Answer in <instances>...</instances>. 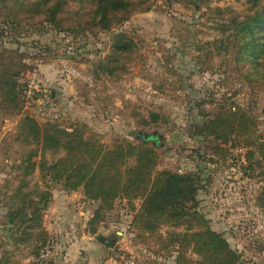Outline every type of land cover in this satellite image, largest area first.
I'll return each mask as SVG.
<instances>
[{
  "label": "rangeland",
  "instance_id": "rangeland-1",
  "mask_svg": "<svg viewBox=\"0 0 264 264\" xmlns=\"http://www.w3.org/2000/svg\"><path fill=\"white\" fill-rule=\"evenodd\" d=\"M249 6L248 0H155L151 9L102 29L85 25L87 15L74 13L84 8L69 0L63 14L67 26H76L73 32L40 19L22 18L14 25L0 8V54L6 53L0 61L25 63L18 67L21 87L27 91L33 79L38 85L32 96L25 92L18 115L0 97V264H94L96 250L86 244L98 241L99 232L117 238L114 246L98 241L100 264H122L124 254L135 256V264H179L178 246L165 240L184 227L163 225L153 234L134 228L142 199L119 198L96 217L101 201L88 198L84 188L78 190L86 198L57 203L78 190H66L39 170L23 182L20 163L34 145L25 142L21 130L26 115L42 125L80 127L108 147L122 140L139 144L142 134H158L157 168L200 176L199 209L243 264H264V80L237 63L223 25L243 19ZM12 50L20 52L15 59ZM222 108L243 111L253 123L255 146L246 147L237 133L229 141L199 134L196 125ZM62 155L54 149L45 153L50 162ZM43 192L49 195L42 210L48 242L40 247L39 228L28 227L33 221L21 216ZM54 212L60 217L54 219ZM46 220L50 226L57 220L60 235ZM199 259L188 247L181 263Z\"/></svg>",
  "mask_w": 264,
  "mask_h": 264
},
{
  "label": "trees",
  "instance_id": "trees-1",
  "mask_svg": "<svg viewBox=\"0 0 264 264\" xmlns=\"http://www.w3.org/2000/svg\"><path fill=\"white\" fill-rule=\"evenodd\" d=\"M83 11L74 13L87 15L85 25L113 29L128 20L135 11L151 9L155 0H76ZM249 9L243 19L237 17L231 24H223L229 31L227 49L232 48L238 64L245 63L243 69L248 75L255 74L264 80V0H248ZM69 0H0L7 14L8 22L20 24L22 18L42 20L60 30L75 31L76 26H67L63 12ZM82 24V22H80ZM233 25V26H232ZM231 29V31H230ZM1 33H4L1 30ZM225 42V41H223ZM128 46V44H126ZM5 49V52H8ZM15 59L20 52L12 50ZM6 53L0 54L1 56ZM12 61H14L12 59ZM25 63L20 60L4 64L0 61V97L13 114H20L25 102L26 88L21 87L18 67ZM17 68H14V67ZM252 73V74H251ZM21 130L25 132V142L34 144L20 165L22 180L39 170L42 176L54 183H61L66 190L84 188L88 198L100 200L101 210H110L117 199H142L132 226L148 233L158 232L163 225L184 227V231H172L166 244L177 245L179 264L188 247L199 255L196 264H243L230 242L211 225V220L199 209L198 194L201 178L196 173H180L170 169H158V134H142L139 144L122 140L108 147L94 133H86L80 127L72 128L47 122L42 125L34 118L25 116L21 120ZM199 134L214 135V139L229 141L237 133L248 148L255 146L253 123L241 109L222 108L212 114L203 124L196 125ZM155 140L154 145L147 143ZM48 149L63 151L64 155L49 161L45 157ZM253 150L247 153L252 162ZM41 200L21 219L33 221L31 229L39 228L37 246L48 242V231L43 223L42 210L49 195L43 192ZM20 211V210H19ZM12 221L15 220L13 217ZM94 232H96L94 230ZM165 244V246H167Z\"/></svg>",
  "mask_w": 264,
  "mask_h": 264
},
{
  "label": "crops",
  "instance_id": "crops-1",
  "mask_svg": "<svg viewBox=\"0 0 264 264\" xmlns=\"http://www.w3.org/2000/svg\"><path fill=\"white\" fill-rule=\"evenodd\" d=\"M66 193H67L66 195H62L64 198L60 197L62 199H57V203H60L61 201H64V203H69L70 200L67 201V200H65V198L69 199V198H74V197L76 198V197H81V196L86 198V196H85V194L83 193L82 190L73 191L71 193L70 192H66ZM61 213L65 214V213H67V210L66 209H62ZM61 213L54 212L53 213V218L57 219L58 217H60ZM54 221H55V224H51V226H50V223H48L47 220L45 221V224L48 225L47 227L50 229V231H52L53 233H55L58 236V235H60V232H59L60 231V226H57V220H54ZM86 245H87L86 247H87L88 250H92V249L96 250V253L91 255L92 262L94 264H100L102 262L101 261V256L103 254V246H102V244L100 242H98V241H95V242H88ZM134 258H135V256H134Z\"/></svg>",
  "mask_w": 264,
  "mask_h": 264
},
{
  "label": "built area",
  "instance_id": "built-area-1",
  "mask_svg": "<svg viewBox=\"0 0 264 264\" xmlns=\"http://www.w3.org/2000/svg\"><path fill=\"white\" fill-rule=\"evenodd\" d=\"M37 87H38V85H37L36 80L35 79L31 80L28 84V89L26 91L28 96H32ZM119 258H120L119 260L121 261L122 264H135L136 263L134 256L130 255V254L120 255Z\"/></svg>",
  "mask_w": 264,
  "mask_h": 264
},
{
  "label": "water",
  "instance_id": "water-1",
  "mask_svg": "<svg viewBox=\"0 0 264 264\" xmlns=\"http://www.w3.org/2000/svg\"><path fill=\"white\" fill-rule=\"evenodd\" d=\"M96 239L108 246H114L117 242V238L109 239V236L104 235L103 233L100 232L96 234Z\"/></svg>",
  "mask_w": 264,
  "mask_h": 264
}]
</instances>
